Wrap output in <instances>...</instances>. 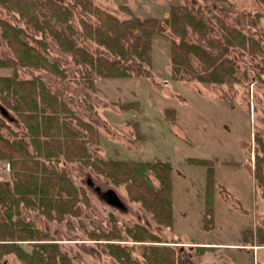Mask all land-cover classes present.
Listing matches in <instances>:
<instances>
[{"label":"rangeland","instance_id":"obj_1","mask_svg":"<svg viewBox=\"0 0 264 264\" xmlns=\"http://www.w3.org/2000/svg\"><path fill=\"white\" fill-rule=\"evenodd\" d=\"M57 1L74 7L72 22L80 31L82 19L98 23L95 15L76 5V0ZM92 3L120 19L134 15L142 19L154 17L163 23L165 30L153 35L151 64H144L148 75L108 78L95 75L89 83L81 76L83 68L70 53L59 48L50 33L45 36L36 31L19 13L0 4V18L24 27L26 39L32 45L38 46L37 39L44 38L49 59L68 72L62 78L46 69L18 66V75L22 79L40 75L69 104L74 115L93 125L96 139L89 129L83 128L89 135L87 145L93 156L171 162L174 225L159 223L142 202L133 200L126 182L117 184L92 166L64 155L60 162L48 163L83 189L78 194V214L67 213L62 219H51L24 204L21 217L48 233L74 264H121L110 254L106 245L110 240L104 235L115 227L118 231L115 233L121 237L112 241L132 246L133 258L146 264L144 246L151 242L136 241L127 231L136 224L157 234L161 238L157 243L173 247L182 264H264V180L259 181L254 174L256 155L263 154L256 137L264 141V0H92ZM177 4L189 6L198 17L209 21L212 26L209 35L216 43L227 46L220 18L259 40L261 48L257 50L238 43L228 46L225 55L233 59L238 80L200 81L186 70L184 78L180 74L174 77L172 41L181 40V36L166 21L171 17L172 6ZM1 31L0 26V56L14 57ZM76 37L91 52L108 54L93 39L81 34ZM185 38L207 47V42L191 26ZM210 49L217 52L216 47ZM192 62L195 67H202L195 56ZM13 71L12 66H0V76ZM1 116L11 126V130H1L5 136L14 139L27 132L25 123L13 109L7 107V115ZM71 121L81 127L75 116H71ZM188 157L214 161V224L210 230L204 224L207 168L189 163ZM150 174L152 183L158 186V179ZM0 179L13 180L7 160L0 159ZM110 188L117 192L123 207H114L106 201L102 194ZM35 242L17 241L27 251L33 249ZM200 245L211 247L200 249ZM0 264L27 263L15 253H7L0 257Z\"/></svg>","mask_w":264,"mask_h":264},{"label":"trees","instance_id":"obj_2","mask_svg":"<svg viewBox=\"0 0 264 264\" xmlns=\"http://www.w3.org/2000/svg\"><path fill=\"white\" fill-rule=\"evenodd\" d=\"M76 5L95 15L98 23L82 19L83 31L72 22L74 7L57 0H0L5 8L19 13L21 18L36 31L46 33L55 39L62 51L70 53L77 65L83 68V76L90 83L95 75L102 77H127L132 74H149L144 64H151L152 42L155 32H163L165 27L154 17L140 18L131 16L120 19L94 6L92 0H76ZM173 31L181 40L172 41V61L174 77L193 73L192 77L200 81L224 83L236 81L235 64L227 57L229 45L250 46L253 50L261 48L259 40L246 35L241 29L229 26L220 18L227 46L216 43L209 31L210 22L187 5H173L171 17L167 19ZM209 23V24H208ZM1 33L11 46L14 57L0 56V66H12L10 75L0 76V100L3 106L17 112L25 123L27 132L11 139L2 133L3 128L11 130L0 114V159L7 160L13 173V180L0 179V257L15 253L27 264H74L63 252L58 243L48 233L33 227L21 217L23 205L39 209L49 218L62 219L67 213L78 214L80 189L66 177L49 165L60 162L62 155L79 159L92 166L97 172L110 177L115 183L126 182L131 198L142 202L161 224L174 225L173 205V165L164 160H123L103 159L93 156L88 149V136L83 128L89 129L94 137L93 125L74 115V111L57 92L53 91L40 75L22 79L18 75V66L46 69L61 76H67L66 68L49 59L46 40L37 39L38 46L26 39L24 27L12 24L0 18ZM191 26L200 34L202 41H187V28ZM90 38L104 46L108 54H95L78 42L77 35ZM211 47H216L213 52ZM192 56L199 59L202 67L193 65ZM186 70V73L183 71ZM173 111L172 109H170ZM174 113V112H172ZM77 118L81 127L74 125L71 116ZM18 134V133H17ZM15 133V135H17ZM30 138L29 140L26 138ZM90 138V137H89ZM260 140L263 154L257 153L254 167L255 177L264 180V141ZM192 164L207 168L205 184V229L213 228L215 176L214 161L210 158L188 157ZM49 162V163H48ZM159 181L152 183L150 173ZM128 234L136 241L151 242L144 246L143 257L146 264H182L180 255L173 247L159 244L161 238L148 228L136 224L128 229ZM115 227L110 233H104L107 248L121 264H141L132 256V246L117 241L121 237ZM249 232V231H245ZM37 240L31 251L17 243L18 240ZM200 249L211 246L200 245Z\"/></svg>","mask_w":264,"mask_h":264},{"label":"water","instance_id":"obj_3","mask_svg":"<svg viewBox=\"0 0 264 264\" xmlns=\"http://www.w3.org/2000/svg\"><path fill=\"white\" fill-rule=\"evenodd\" d=\"M0 113L2 115H7V108L5 106L1 105L0 106ZM102 195L105 197L106 201L109 204L113 205L114 207H123L124 203L114 189L110 188V189L104 191Z\"/></svg>","mask_w":264,"mask_h":264}]
</instances>
